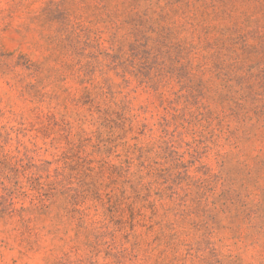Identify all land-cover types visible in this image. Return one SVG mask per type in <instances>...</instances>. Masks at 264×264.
I'll return each mask as SVG.
<instances>
[{
	"label": "rangeland",
	"instance_id": "1",
	"mask_svg": "<svg viewBox=\"0 0 264 264\" xmlns=\"http://www.w3.org/2000/svg\"><path fill=\"white\" fill-rule=\"evenodd\" d=\"M0 264H264V0H0Z\"/></svg>",
	"mask_w": 264,
	"mask_h": 264
}]
</instances>
